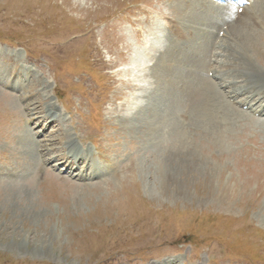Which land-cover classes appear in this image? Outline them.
<instances>
[{"label":"rangeland","instance_id":"rangeland-1","mask_svg":"<svg viewBox=\"0 0 264 264\" xmlns=\"http://www.w3.org/2000/svg\"><path fill=\"white\" fill-rule=\"evenodd\" d=\"M248 3L218 68L264 86V0ZM205 4L0 0V264H264V120L190 111L181 59L200 44L162 28L212 41Z\"/></svg>","mask_w":264,"mask_h":264},{"label":"bare ground","instance_id":"bare-ground-1","mask_svg":"<svg viewBox=\"0 0 264 264\" xmlns=\"http://www.w3.org/2000/svg\"><path fill=\"white\" fill-rule=\"evenodd\" d=\"M224 8L227 10L229 9L226 5H224ZM222 6H218V9H224ZM222 16V18L226 21L227 17L224 16V15H220ZM221 19V18H220ZM242 19V18H241ZM234 23L233 22H230V25L227 26V29L225 31H228L226 32L223 36L224 38L227 37V35L230 33L231 29H233L235 26L233 25ZM175 31H174V35H175V41H176V44H184L185 42H189L191 44H195V43H199L200 45H197L198 47V50H191V48L184 53V57L181 59V60H185L187 62V64H191L192 67H194V69L192 71H190V73H186L187 76H183V79L186 78V80L188 81V83L186 84H182L181 88H180V92H178V94H182L184 100L186 97L187 99V102L188 103H191L192 107L191 109H189L190 111H196L197 114H201L203 115L202 117H204L203 119H207V116L211 117V109L213 111H216V112H222V111H226V113L231 110L232 111V107L230 106H223V105H220L218 102H219V99H222L223 98V95L220 93V91L218 89H216L215 86V82L212 81V79H208V77L206 79H201V75H200V71L202 70L201 68L205 65H207V63L205 62V60L207 59V57L205 56L207 50H209V48L211 47V50H209L210 52H212V50H216L217 48L220 49L221 48V45H217L215 48H214V44L213 46L210 44L211 43V33L209 32V30H206V35H204L203 37L200 36V38H196V36L198 35H195L194 36V33H189L188 31H185L183 32L182 34H179L181 33V29H183V27L179 26H175ZM195 31V30H194ZM224 31V32H225ZM198 34V33H197ZM241 34V33H240ZM202 35V33H201ZM172 36V35H171ZM176 36H179V38H177ZM244 36L246 37V35L244 34ZM202 37V38H201ZM242 37V36H241ZM158 38V37H157ZM155 39V38H154ZM246 39H248L246 37ZM250 39V38H249ZM221 40H224V39H221ZM177 41H182L181 42H177ZM172 44V42H171ZM174 44V43H173ZM175 44V45H176ZM189 44V43H188ZM153 45H155V41L151 44L150 46V50L153 49ZM196 45V44H195ZM211 45V46H210ZM249 49H251L253 51V53H257L255 51H258V43H255L254 41H252V38L249 40ZM169 46V45H168ZM174 45H172L173 47ZM185 46V45H184ZM192 46V45H191ZM179 47V46H178ZM177 47V48H178ZM182 47V46H181ZM204 47V51H202ZM209 47V48H208ZM257 47V48H256ZM168 49V48H167ZM217 49V50H218ZM257 49V50H256ZM170 50V48H169ZM147 51V50H146ZM166 51V50H165ZM184 51V50H183ZM259 52V51H258ZM149 53V52H148ZM142 54L145 55V51L142 52ZM167 54V53H166ZM179 54V53H178ZM215 54H217V56L215 57V60L216 62H220V63H223L221 61V58L224 56V53L220 50L218 52H216ZM209 55V54H208ZM204 56H205V59H204ZM227 56V55H226ZM246 56V55H245ZM179 58V56H177ZM230 58V57H229ZM224 59V58H223ZM179 60V59H178ZM183 60V61H184ZM232 60V59H231ZM133 71L136 72V76H137V81L139 82H142V85H143V81L145 80V77L141 75L142 73V68L144 66V62L142 60V56L140 55V57H138L137 59H134L133 60ZM182 62V61H181ZM181 62H178V65L181 63ZM236 62V61H235ZM225 63V62H224ZM223 63V64H224ZM231 65H234L233 62H230ZM237 65V64H236ZM206 67V66H205ZM158 68V67H157ZM228 68V67H227ZM191 70V69H190ZM213 71H218V68L216 66H214V68L212 69ZM181 72V71H180ZM186 72V71H185ZM189 72V71H188ZM225 72V71H224ZM182 73V72H181ZM157 74V73H156ZM159 74V73H158ZM181 75V74H180ZM158 76V75H157ZM178 78V77H177ZM236 78V77H235ZM162 79V78H161ZM182 79V80H183ZM194 79L196 81H194ZM172 80V79H171ZM175 81V80H174ZM177 81V80H176ZM185 81V80H184ZM182 82V81H181ZM186 82V81H185ZM180 83V82H179ZM263 85H264V82H262ZM163 84V83H162ZM173 84V83H172ZM214 85V86H213ZM176 86V87H175ZM264 87V86H263ZM138 90H142L143 87H139L138 86ZM177 88V85L176 83L171 85L170 86V89L168 88V91H171L172 89H175ZM235 92V91H234ZM173 95V94H172ZM237 96V95H236ZM235 96V97H236ZM181 97V96H180ZM182 98V97H181ZM139 99V97H136L134 98V101L136 103V101ZM185 103V102H184ZM173 104V102H172ZM178 104V103H177ZM185 105H187L185 103ZM189 105V104H188ZM186 108V107H185ZM190 108V107H189ZM211 108V109H210ZM186 110V109H185ZM184 114V113H183ZM188 112L186 111L185 115H187ZM228 114V113H227ZM226 114V115H227ZM144 116V115H143ZM188 116V115H187ZM145 117V116H144ZM137 118V117H136ZM135 118V119H136ZM37 119V118H36ZM126 120V119H125ZM137 125V124H136ZM41 147V146H40ZM43 148H40V152H43ZM74 153V152H73ZM42 154V153H41ZM52 154V153H51ZM44 155H46L44 153ZM43 155V156H44ZM62 157V156H61ZM63 158H65L63 156ZM82 158V157H81ZM46 160V159H45ZM85 160V159H84ZM82 161V160H80ZM90 172H91V169H90Z\"/></svg>","mask_w":264,"mask_h":264}]
</instances>
